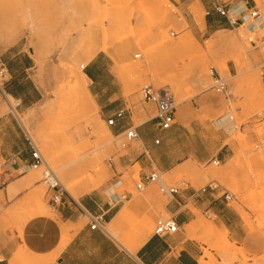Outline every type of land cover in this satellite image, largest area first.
Masks as SVG:
<instances>
[{"label": "rangeland", "instance_id": "rangeland-1", "mask_svg": "<svg viewBox=\"0 0 264 264\" xmlns=\"http://www.w3.org/2000/svg\"><path fill=\"white\" fill-rule=\"evenodd\" d=\"M255 1L264 14V0ZM197 8V0H0V47L20 41L33 49L32 74L43 92L38 103L18 108L15 114L0 92V116L18 120L64 187L63 182L80 181L83 195L104 189L119 177L120 194L127 191L133 201H146L139 216L129 210L133 202H125L126 214L115 230V241L133 255L154 234L156 220L171 217L165 211L168 195L158 185L137 189L141 167L129 165L127 159L142 149L141 142L111 129L101 109L92 107L86 93L75 90L78 68L83 64L85 68L79 69L83 72L95 68L103 95L113 86L116 102L132 112L135 125L149 118L138 116L147 106L142 88L148 84L168 88L175 98L179 128L166 138V155L175 149L213 155L220 145L216 122L232 116L233 127L224 137L230 150L224 159L217 155L205 162L188 160L160 175L168 187L213 193L229 223L239 230L241 238L217 226L213 213L196 212L189 205L195 219L184 231L206 246L203 264H223L225 259L264 264V28L249 32L228 25L216 32L206 25L205 8ZM216 75L227 85L226 93L212 88ZM101 124L113 134L106 145L93 133ZM217 157L220 162L214 163ZM9 168L2 163L0 177L11 173L10 184L26 174L33 184L13 197L0 180L2 243L13 238V229L24 240L27 226L43 220L38 215L41 208L42 214L56 217L50 205L52 191L43 178L47 166L28 168L24 174ZM67 192L64 196L71 197ZM39 202L43 205L38 208ZM106 228L113 233L111 224ZM15 256L23 263L53 257L34 254L26 244Z\"/></svg>", "mask_w": 264, "mask_h": 264}, {"label": "crops", "instance_id": "crops-1", "mask_svg": "<svg viewBox=\"0 0 264 264\" xmlns=\"http://www.w3.org/2000/svg\"><path fill=\"white\" fill-rule=\"evenodd\" d=\"M197 1L206 10L207 27L216 32L220 27L229 25L227 19L215 11L218 4L228 5L230 13L235 15L258 8L255 0ZM257 23L259 24H254L264 28V21L259 20ZM29 51H33V49L20 44V41L6 48L0 47V65H4L7 69V80L2 87L10 97L21 101L20 109L30 108L38 103L43 96L42 89L32 74L35 62ZM84 74L90 84L89 90L103 115L108 117L116 109L125 107L116 102L115 98L118 94L115 93L113 86H109V93L103 95V90L99 85V73L95 68L89 66ZM145 103L147 106L144 113L138 116L149 118L135 125L133 114L129 110L125 119L111 128L117 133L123 134L126 128L136 127L138 139L135 141L141 142L142 149L133 152L132 156L127 159V163L140 165L139 180H143L146 175L155 171L169 172L188 160L205 162L217 155L220 159H224L230 150L229 145L224 143V137L230 131L232 120L230 117L224 116L216 122L220 145L213 155L203 156L199 149L180 153L175 149L173 155H166L168 147L166 138L179 127L174 125L169 130L160 129L156 118L150 116L155 111V105ZM13 116L15 115L13 114ZM29 140L16 118L0 116V166L4 163L5 166L10 167L8 170L12 172L14 170L26 173L27 169L31 168L32 161ZM156 140H159L158 144ZM10 175L11 173H5L0 177V180L7 184L10 196L14 197L22 193L33 184L31 176L27 174L20 177L15 183L11 181L10 184ZM122 185L123 182L120 178L114 177L104 189L100 188L94 192L84 193L77 200L71 195V197L63 195L62 201L58 205L50 203L56 212L55 219L53 216L38 212L43 220L27 226L24 240L18 234V230L13 229V238L5 243L0 241V264H134V257H137L143 264H201L202 247L206 246L188 237L184 231V227L195 219V213L189 208V205H192L196 212L199 209L207 215L213 213L217 220L216 225L219 223V227H224L226 231H233L237 238H241L239 230H236L229 223L230 219L225 217L221 200L217 196L213 193H206L205 189L199 192L191 187L179 188L176 195L167 196L168 202L165 205V211L175 219L179 230L164 236L154 234L150 237L147 236L137 247L136 255H133L125 246L115 241L116 238L109 231L106 232L100 228L91 229L90 227V217L101 216L105 227L111 224L112 228L117 231L118 224L122 220L121 214L126 211L124 209L125 202H135L136 205L135 203L131 204L129 210L137 216L141 215L143 203L146 201L143 198L133 201L132 195L127 191L120 194L117 190ZM84 217L88 219L87 222H83ZM1 237L0 235V239ZM25 244L28 250L34 254L52 255L53 257H46V260H38L35 263L31 261L23 263L15 255L19 247H23Z\"/></svg>", "mask_w": 264, "mask_h": 264}, {"label": "built area", "instance_id": "built-area-1", "mask_svg": "<svg viewBox=\"0 0 264 264\" xmlns=\"http://www.w3.org/2000/svg\"><path fill=\"white\" fill-rule=\"evenodd\" d=\"M215 11L225 17L227 19V22L229 25L233 28H243L245 27L249 32L256 31V27L259 25H256L254 23H257V21L262 20L264 21V14L261 13L260 9L253 8L249 9L246 12L239 14V15H231L230 8L228 5L225 4H218L215 7ZM250 41L252 43H255V41L251 38ZM136 58L140 57L139 54L135 56ZM85 68V67H84ZM0 74L2 82H0V90L2 94L5 96L7 101L9 102V105L11 107V111L15 114L18 111V108L21 106V101L19 99H14V101H10L8 98V94L3 89V84L7 80V69L4 65H0ZM212 88L217 91L218 93H226L227 85L221 78V76L216 75L214 78V84L212 85ZM142 94L144 97L145 102L152 103L155 105V115L154 117L157 120V124L160 129L162 130H169L174 125H176V103L175 98L173 94L170 92L168 88H159L156 89L152 85H145L142 88ZM129 109L123 107L116 109L110 116L107 117L106 122L107 125L112 128L117 125L119 121H122L125 119V117L128 114ZM230 119L232 120L233 117L230 116ZM236 127V126H235ZM125 133L127 134V137L131 140L138 139V133L136 130V127L131 126L125 129ZM30 141L31 146V164L30 167L34 169H38L43 164H45V159L41 153V151L38 149L37 145L34 143L33 140ZM156 143H159V140H156ZM264 147V145H261ZM259 147V146H257ZM220 161L216 159L214 163H219ZM47 168L43 173L44 181L47 183L49 189L52 191V195L50 198V203L53 205H58L61 203L63 195H64V189L59 183V178L54 170H52L48 165H46ZM151 185H158L159 190L163 192L166 195H176L179 192V188L176 187H168L165 182L162 180V177L160 175V172L155 171L152 172L144 177L143 180H139L137 182L136 187L139 191H145L148 186ZM229 196H227L228 198ZM91 229H97L100 228L103 231H106V227L103 223V219L101 216H91ZM179 230V225L175 221L173 217H169L166 219L159 218L156 220L155 223V229H154V235L164 236L167 234L175 233ZM134 264H143L137 257H134Z\"/></svg>", "mask_w": 264, "mask_h": 264}, {"label": "bare ground", "instance_id": "bare-ground-1", "mask_svg": "<svg viewBox=\"0 0 264 264\" xmlns=\"http://www.w3.org/2000/svg\"><path fill=\"white\" fill-rule=\"evenodd\" d=\"M197 3H198V8H200L201 6H200V2L199 1H197ZM198 8L197 9H195V10H198ZM199 19H200V21L202 22V23H204V17L203 16H200L199 17ZM256 24H259V23H256ZM256 29H263L262 27H260V26H257L256 27ZM221 35V34H220ZM216 36V35H215ZM222 36V35H221ZM220 37V36H219ZM213 39V38H212ZM218 39H220L221 40V38H218L217 37V40L216 41H218ZM212 41V40H211ZM213 43V42H212ZM216 43V42H215ZM219 43V42H218ZM214 44V43H213ZM95 54V53H94ZM94 54L91 56V57H93L94 56ZM86 63V62H85ZM81 67L84 69V67H85V64H83V65H81ZM80 67V68H81ZM80 68H78V75L77 76H75V83H74V87H75V90H77V91H80V92H82V93H86L88 96H89V98L91 99V105H92V107L93 108H98V105H97V103H96V101H95V99L93 98V95H92V93H91V91L89 90V88L87 87L88 86V83H89V81H88V79H87V77H86V75L84 74V72H83V70H79ZM204 69V68H203ZM226 70H228L227 68H226ZM117 72V71H116ZM120 75V74H119ZM120 77V76H119ZM121 78V77H120ZM91 83V82H90ZM84 107H85V111H88V108H87V105L86 104H84L83 105ZM83 106H81L82 108H83V110H84V107ZM50 108V106L48 107V109ZM92 115V114H91ZM90 115V116H91ZM89 118V117H88ZM92 120V118L90 119V121ZM89 121V120H88ZM88 123V122H87ZM91 123V122H90ZM97 122H95V124H96ZM89 124V123H88ZM26 126V129H28L27 128V125H25ZM99 126V125H98ZM101 127H97V125L96 126H94L93 128H94V131H93V133H95V135H97V137H98V141H99V143L101 144V145H106V144H108V143H110V141H111V137H112V131H111V129L110 128H105V127H102V124L100 125ZM91 130H92V127H91ZM134 140H137V139H134ZM50 148V147H49ZM46 150V149H45ZM43 151V152H45L46 153V151ZM50 150V149H49ZM51 151V150H50ZM49 151V154L50 155H52L51 154V152ZM48 156V155H47ZM46 156V157H47ZM47 159H48V157H47ZM51 159H53L52 157H51ZM48 161H49V159H48ZM50 162V161H49ZM45 164L46 165H48V163L46 162V160H45ZM49 166V165H48ZM214 175H216V174H214ZM85 176V175H84ZM83 177V176H82ZM28 180V179H27ZM80 180V179H79ZM97 180V179H96ZM92 182V181H91ZM59 183L61 184V186L63 187V189L67 192V190H68V192L70 193V195H72V197H79L81 194H80V192H79V184H80V181H78V182H74V181H69V182H63L64 183V185H65V187H66V189H65V187L63 186V184H62V182L60 181V179H59ZM29 184V183H28ZM92 185H93V183H92ZM92 188V187H91ZM112 191V190H111ZM110 191V192H111ZM67 192V193H68ZM84 192V191H83ZM34 193V192H33ZM108 193H109V191H108ZM36 198V197H35ZM41 199H42V197H41ZM36 201H37V199H36ZM38 202V201H37ZM41 202V201H40ZM39 202V206H38V208L40 207V203ZM33 203H35V202H33ZM135 203V202H134ZM134 203H132V204H134ZM41 205H43V204H41ZM135 205H136V203H135ZM134 206V205H133ZM134 208V207H133ZM38 211H41V212H39V214L41 213L42 214V212L44 211V208H43V211H42V208L40 209V210H38ZM126 211H124V212H122V214H121V217L123 218L124 217V215L126 214L125 213ZM121 218V219H122ZM111 230H113V233L112 232H110L111 234H112V236H114L115 237V229L114 228H112ZM110 234V235H111ZM113 237V238H114ZM116 238V237H115ZM140 245V244H139ZM139 247V246H138ZM223 264H233V262H231V260L229 259V260H224V262H222ZM201 264H203V262L201 261ZM243 264H245V263H243Z\"/></svg>", "mask_w": 264, "mask_h": 264}]
</instances>
